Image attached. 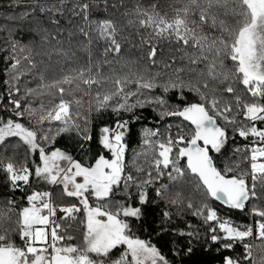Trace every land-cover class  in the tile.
<instances>
[{
	"label": "snow or ice",
	"instance_id": "6c2138e0",
	"mask_svg": "<svg viewBox=\"0 0 264 264\" xmlns=\"http://www.w3.org/2000/svg\"><path fill=\"white\" fill-rule=\"evenodd\" d=\"M23 8L0 27V264H264V0Z\"/></svg>",
	"mask_w": 264,
	"mask_h": 264
},
{
	"label": "trees",
	"instance_id": "16d2710c",
	"mask_svg": "<svg viewBox=\"0 0 264 264\" xmlns=\"http://www.w3.org/2000/svg\"><path fill=\"white\" fill-rule=\"evenodd\" d=\"M13 0H0V27H3L4 25L12 26L13 22L7 21L5 19L6 14H15L17 12L23 11V5L24 3H27L28 0H21L20 7H14L9 8L8 5L12 3ZM8 38V33L6 30L0 31V95L5 93L6 85L5 81L8 79V71L10 68V49H8V45L6 44V40ZM19 38V37H18ZM7 49V51H6ZM131 55H135V52H131ZM59 59V57L54 56L52 61V66L49 72V77H55L59 75L60 68L63 67V63L61 62L60 65H57L55 61ZM35 83V82H34ZM34 86V84H33ZM45 102H47V97L44 98ZM142 116L146 117V119H142L139 123H133L132 124V135L130 138H128V144H129V152H128V160L131 161L133 151H139L141 146V130L142 128H153L156 126H161L160 123H158V118L156 117L155 113H153L150 109H145L142 112ZM124 119H127V116L123 117ZM116 121L115 114L108 112L100 117H97L95 123L97 125L96 131H98V128L100 126H103L104 124L114 125ZM58 146L61 147H72V141L67 139L66 137L60 138L58 140ZM95 150V145H94ZM78 158H82L78 156ZM7 194L6 189L0 188V200H3L4 196ZM17 197H19L20 193L16 194ZM215 207L218 208L220 211V214L224 216L225 218H231L236 223H248L251 222V217L246 216L245 213H242L237 210L229 209L225 207L224 205L216 202Z\"/></svg>",
	"mask_w": 264,
	"mask_h": 264
},
{
	"label": "water",
	"instance_id": "95a60500",
	"mask_svg": "<svg viewBox=\"0 0 264 264\" xmlns=\"http://www.w3.org/2000/svg\"><path fill=\"white\" fill-rule=\"evenodd\" d=\"M218 203H220V202H218ZM221 204V203H220ZM223 205V204H222ZM225 207H227L226 205H224ZM228 208V207H227ZM233 210H235V209H233ZM237 211H239V210H237Z\"/></svg>",
	"mask_w": 264,
	"mask_h": 264
}]
</instances>
